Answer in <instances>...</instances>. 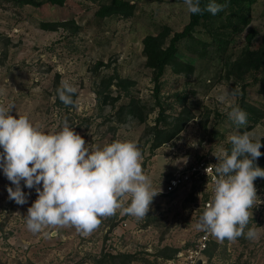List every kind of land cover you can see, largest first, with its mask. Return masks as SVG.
I'll use <instances>...</instances> for the list:
<instances>
[{
    "label": "rangeland",
    "instance_id": "obj_1",
    "mask_svg": "<svg viewBox=\"0 0 264 264\" xmlns=\"http://www.w3.org/2000/svg\"><path fill=\"white\" fill-rule=\"evenodd\" d=\"M110 1L66 0L62 7L38 8L0 0V90L6 93L0 95V103L14 104L11 115H26L45 132L59 131L67 119L91 147L103 148L115 140L136 142L142 167L161 192L143 220L117 211L102 218L86 237L75 227H64L44 229L58 233L46 238L43 232H30L24 219L37 199L35 188L21 186L28 194L23 205L10 200L7 188L15 186L0 168V264H170L178 253L194 248L204 233L195 225L209 199L210 181L198 177L164 194L167 182L197 162L216 165L213 153L228 149L232 134L249 129L264 136V93L254 82L257 74L249 73L243 80L230 74L244 52L249 29L259 32L254 46L261 43L264 0L248 8L251 25L226 37L225 51L202 28L195 33L201 42H180L182 64L166 68L159 96L154 93L152 70L146 67L143 40L164 27L170 29V38L181 32L190 20L184 0H126L135 6L131 15L97 16ZM44 23L54 24L55 30L43 29ZM63 79L77 89L70 107L57 102L56 88ZM237 85L240 94L234 100L217 99L223 89ZM133 102L142 119L131 112ZM230 105L248 114L246 126L229 119ZM160 109L167 118L159 124L162 130L172 129L179 115H189L190 120L173 139L153 148ZM254 185L258 199L264 201V178H257ZM259 200L249 224L260 228L259 239L242 236L220 242L213 236L205 264H264V203Z\"/></svg>",
    "mask_w": 264,
    "mask_h": 264
},
{
    "label": "clouds",
    "instance_id": "obj_2",
    "mask_svg": "<svg viewBox=\"0 0 264 264\" xmlns=\"http://www.w3.org/2000/svg\"><path fill=\"white\" fill-rule=\"evenodd\" d=\"M184 4L194 15L205 11L216 15L227 7L215 0L203 7L201 0H184ZM56 92L65 106L74 105L77 89L67 79L61 80ZM5 94L0 90V95ZM239 94L237 85L231 90L223 89L217 99L223 102L231 96L234 100ZM14 106L0 103V168L15 186L7 188L10 200L19 205L27 203L22 181L24 187L35 188L37 199L24 217L30 232H43L51 238L58 233L44 229L75 227L86 237L99 227L102 218L117 211L138 221L148 216L161 189L145 173L142 151L136 142L115 140L103 148L91 147L67 119L59 131L45 132L28 116L11 115ZM230 107L229 119L237 126H246L248 114L239 106ZM262 137L255 131L235 133L228 137L230 149L213 153L219 162L205 168L213 181L212 196L196 230L208 232L220 242H235L242 236L259 239L260 228L249 224L259 200L254 181L264 178V169L254 163L262 155Z\"/></svg>",
    "mask_w": 264,
    "mask_h": 264
},
{
    "label": "trees",
    "instance_id": "obj_3",
    "mask_svg": "<svg viewBox=\"0 0 264 264\" xmlns=\"http://www.w3.org/2000/svg\"><path fill=\"white\" fill-rule=\"evenodd\" d=\"M259 0H215L218 4H226L227 7L216 15L209 12H204L202 15L190 14L189 23L183 27L182 31L175 33L170 38V29L164 27L163 31L158 35H148L143 40V56L146 58V67L152 70L153 81L155 84L154 93L159 96L161 78L168 66L176 67L181 66L182 62L179 59V43L183 40L191 41V43H199L195 37L198 29L206 30L214 44L218 49H224L229 44L226 37L232 38L233 35L241 34L245 29L251 25V17L249 14V7L254 6ZM66 0H19L22 5H29L33 7H41L44 4L62 7L65 5ZM209 0H201V6L207 4ZM134 4L126 0H111L109 4L104 5L97 12L99 17H109L115 14L121 16L131 15L134 11ZM221 22V24L214 29V25ZM54 24H42L43 29L55 30ZM227 31H230L227 33ZM259 36L256 29H249L246 35V47L241 57L232 65L230 74L239 79H244V76L254 72L257 76L254 79L255 83L260 85V92L264 93V31L261 36V43L258 47L254 46V39ZM207 45H204L206 47ZM202 56V55H200ZM58 88V87H57ZM56 88V89H57ZM57 102L60 106H65L58 98L55 92ZM101 95V93L99 92ZM75 100V94L73 95ZM105 100V99H104ZM134 102L131 104L133 106ZM130 106V107H131ZM70 107V106H65ZM136 106L131 108V112L138 119H142V114L139 113ZM165 110L160 109L159 116L156 119V125L153 127L154 143L153 148H157L162 144L169 142L173 139L186 125L190 117L189 115L181 117L179 115L175 119V126L170 130H162L159 128L161 121H166ZM249 129H243L240 133ZM262 147L260 149L262 155L254 162L256 165L264 169V140L261 141ZM228 149L231 148L229 143ZM170 260V257H169Z\"/></svg>",
    "mask_w": 264,
    "mask_h": 264
},
{
    "label": "built area",
    "instance_id": "obj_4",
    "mask_svg": "<svg viewBox=\"0 0 264 264\" xmlns=\"http://www.w3.org/2000/svg\"><path fill=\"white\" fill-rule=\"evenodd\" d=\"M209 165L210 164L205 161H200L189 167L186 171L175 173L165 185L164 194L174 193L176 189L190 184L194 179L197 180L198 177H205L210 181V193L209 199L203 204L202 210L204 211L207 203L211 199L213 189V181L211 176L208 177L205 172V168ZM21 186L24 187L23 181L21 182ZM212 237L213 236L210 233L204 232L197 240L194 248L187 251L188 253H178L176 257H174V259L170 262V264H199L200 262L201 264H205L204 255L207 249L210 247V243L213 239Z\"/></svg>",
    "mask_w": 264,
    "mask_h": 264
},
{
    "label": "water",
    "instance_id": "obj_5",
    "mask_svg": "<svg viewBox=\"0 0 264 264\" xmlns=\"http://www.w3.org/2000/svg\"><path fill=\"white\" fill-rule=\"evenodd\" d=\"M199 264H201V263H199Z\"/></svg>",
    "mask_w": 264,
    "mask_h": 264
}]
</instances>
